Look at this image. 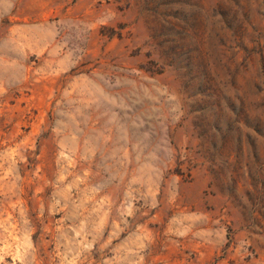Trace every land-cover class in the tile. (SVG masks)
Wrapping results in <instances>:
<instances>
[{
    "label": "rangeland",
    "instance_id": "374dc122",
    "mask_svg": "<svg viewBox=\"0 0 264 264\" xmlns=\"http://www.w3.org/2000/svg\"><path fill=\"white\" fill-rule=\"evenodd\" d=\"M0 264H264V0H0Z\"/></svg>",
    "mask_w": 264,
    "mask_h": 264
}]
</instances>
